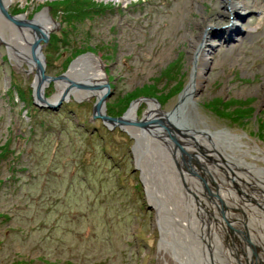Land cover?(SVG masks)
I'll return each mask as SVG.
<instances>
[{
    "label": "rangeland",
    "instance_id": "obj_1",
    "mask_svg": "<svg viewBox=\"0 0 264 264\" xmlns=\"http://www.w3.org/2000/svg\"><path fill=\"white\" fill-rule=\"evenodd\" d=\"M69 1L10 0L0 7V264H192L174 213L193 228L214 226V238L224 237L228 247L221 262L264 264V203L233 178V168H242L235 144L223 145L222 154L195 130L186 140L158 132L152 137L161 151L142 146L144 165L135 159L133 135L102 118L123 121L132 107L141 124L149 104L173 116L184 111L205 133L226 130L231 143L236 135L243 168L264 172V0ZM68 8L79 11L72 16ZM41 12L49 30L45 41L34 40L40 54L33 53L31 69L7 44L9 23L30 28ZM71 21L77 29L61 36ZM84 55L96 58L105 75L104 112L94 109L95 94H69L50 104L60 101L56 110L38 106L47 103L34 97L37 65L47 76L38 93L44 100ZM190 149L201 161V151L218 153V161L203 163L199 183L204 198L231 216L194 198L182 169L188 158L181 155ZM209 163H228L231 173ZM144 166L152 177L164 174L171 203L161 204V186L153 189Z\"/></svg>",
    "mask_w": 264,
    "mask_h": 264
},
{
    "label": "bare ground",
    "instance_id": "obj_2",
    "mask_svg": "<svg viewBox=\"0 0 264 264\" xmlns=\"http://www.w3.org/2000/svg\"><path fill=\"white\" fill-rule=\"evenodd\" d=\"M8 1L10 2V0H1L0 1V4H1L0 7H4V5L9 3ZM48 19L49 18L45 12H41L39 14H36L35 17L33 18V22H31L33 24L30 25L31 29L28 27H26V28L25 27L24 28L23 27H17L16 28L9 23V27L11 28V31H9V35H10L9 38L10 39H8L7 44L9 46V48L15 52L14 53L15 56L18 58L20 57L22 60L26 61L28 63V66L31 69L33 67L32 65L34 64L33 57H32L33 53L39 52V50H37V48L35 47L36 44L34 43V40L35 39L38 40L37 36H39V37L43 36L44 37L47 34V32L49 30V20ZM1 20H3V19H2V16L0 14V21ZM14 36L18 37V39H16ZM46 38L47 37H45L42 40L45 41ZM38 54H40V52ZM21 59H18V60H21ZM41 67H42L41 64L37 65L38 74H39L40 78L45 79V80H41L40 78L37 79V77H36L34 79V82L32 85L33 91L35 93L34 97L37 99V102H44V103H47L50 105L62 97H68L69 94H73V96H75L77 99L81 98L82 96L95 94L98 97V100H100V98H102L103 93L105 92V85H104L105 75L102 71V68H101L99 61L96 58L92 57L91 55H84V56L78 58L77 60H75L70 65L68 71L65 73V76L63 78L57 79L58 81L55 83L56 91L53 93V95L51 97H48V98L42 100L43 99L42 95H44L43 92L40 93V96L38 95V93L40 91V88L43 87L44 84L46 83V80H47L46 77L47 76L45 74H43L44 77L41 75L42 74L40 71ZM103 99H104V96H103L102 100ZM131 105H133V104H131ZM102 106L103 105H100V108H98V105H97V107H96V111L99 114H102V112H104L103 108H101ZM99 110H100V112H99ZM128 110H129V111H127L128 113H126L127 115L124 116V120L120 121V123H121L120 126L125 127L126 130H128L133 135V138L135 140V143L133 146V152L136 155L135 156L136 161H138L139 163H142V152H145V147L149 144L151 146L155 147L156 153L161 151L160 150L161 148L160 147L158 148L156 146L157 143H155V141L153 142L152 135L154 133L159 132L162 135H164V137H166V138H172V136L174 134L175 136H177L179 138L182 137V139L186 140L187 138H189L190 132H193L195 130V131H197L198 135H200L202 138L209 139L208 141H212V143H216L218 145L217 148H219L220 150H222V147L225 144H227L226 146H229V147H231V145L235 144V146L237 147L235 150H237V152H238L237 159L239 157V159H238L239 163L237 165L242 167V168L237 172L234 171L236 169L233 168V178L235 180L241 181L239 188H241L242 193H244V194H245V192H251L252 193V191H249L250 189H252L253 190L252 195L254 198L253 201H255V202L259 201L260 204L264 203V191L260 192V190H258L260 188H258V189L256 188V185L259 184L262 186V189L264 190V172H259L258 170H255L253 168H250V169L249 168L248 169L243 168L244 165H242V164L245 163V159L241 155L244 152H242L243 149L240 147V144H242V143L240 142V139L238 140V137L236 135L232 134L233 137H235V138H233V140H232L233 142L231 143V141L229 140L231 138L229 136L230 132H228L226 130L213 131L210 133H205V131H206L205 129L196 125L197 124L196 122H192L190 119H187L188 117L186 115H184V111L182 112V115L176 114L173 116V115H170V114L163 112L161 110H157L154 105L149 104L147 109L143 113V117L141 119L142 123L138 124L139 121H138V118L136 117L135 109L131 107ZM107 123H115V121H110V122L107 121ZM188 140L190 142H192V145L194 144L193 141L191 140V138ZM142 146H145V147L142 148ZM195 147H197V145ZM207 147L210 148V144H207ZM198 148L199 147H197L196 150H198ZM204 148L206 150V145L204 146ZM185 151L186 152H184L181 156L186 158V159L188 158V159L186 160L187 164L185 163L186 165L184 164L182 166V169H183V172H185V174L193 181V183L196 187L195 188L196 192H195L194 198L200 199L202 202L206 203L209 207H213L215 212H216L218 207H214L211 203L208 202V200H206L204 198L203 193H205L204 191H206V188L204 187L202 189V186L204 184H200L201 183L200 171H201V167H203L206 170V168H205L206 166H202V165H203V163L208 165V163H207L208 160L218 161V160H216L218 158V153H215V152H210V153L205 152L204 153V151H201L202 158L204 157L201 161L200 156H198L199 154L196 155V153L198 151L195 153L196 157H192L190 155L191 149L185 150ZM199 151H200V148H199ZM221 153L225 154V151L222 150ZM168 155H172V153L168 152ZM173 155L176 157L175 152H173ZM154 157L156 158V154ZM156 160H157V158H156ZM158 161L159 162H157V163H159L160 169L162 172L164 165L161 163H163L164 160L159 157ZM181 161H183V160H181ZM142 164L145 165V163H142ZM227 164L225 165L226 168H222L221 167L222 165L217 164V163H214L212 165H210V163H209V166H212L213 168H217L218 169L217 173L222 171V173L224 174L226 172V169H227V171L229 170V173H231V171H230L231 169H229V165H227ZM143 169H145V171L148 173L153 189L155 188V186H158V187L161 186V189H159V191H160L159 197L160 198L158 197L161 204L171 203V202H169L170 201L169 200L170 194L167 191V185L165 183L164 174L163 175L161 173L157 174V176H158V179H157L156 177H152L153 174L150 171H148V167L144 166ZM209 169L207 171H209ZM223 171H225V172H223ZM161 183H163V184H161ZM244 183H246L248 185H245ZM213 189L214 190L217 189V186L213 187ZM201 190H203V192ZM237 193H239V192H237ZM166 194L168 195V197L165 196ZM220 194H221V192H220ZM212 202H214V201H212ZM195 203H198V202L195 201ZM220 205H221V203L219 202V206ZM208 206H207V209L205 210L206 212L204 211L205 215L207 213H210V208H208ZM248 206H250V204ZM171 207L173 209H175L173 212H176L177 206H176V208L174 205ZM178 207L181 209V207L179 205H178ZM223 207H225V206L222 204L221 207H219L218 209L220 210L221 213L224 214L225 217L229 216L230 215L229 211ZM199 210H202V209H199ZM211 214H212V217H214V214L213 213H211ZM175 215L176 214L174 213L173 219L171 217L170 218L172 219L174 224H176V221H178L176 224V228H177V230L178 229L182 230V231H179L180 236L182 235L181 239L187 241V245H188L187 247L190 250H193V253L191 252L192 258H190V256L188 255V258H189L188 261L192 260V261H189L190 263H192V264H228L224 261L221 262V260L223 259L222 255L225 254V253H223V251L225 250L224 248L228 249V247L225 246L226 245V241H225L226 239H224V237H222V239H219V240H217V238L216 239L214 238V236L216 234L215 230L212 228L214 226H208L209 224L207 225L206 222H203V224L198 223L197 227L193 228L192 226L187 225L186 222L181 221L182 219L176 217ZM209 216H210V214H209ZM201 217H202V214H201ZM179 223L182 224V225H180L182 228H180ZM193 229H194V232H193ZM195 233H198V234L200 233L201 235L204 234L205 239L202 240L201 243H199L196 240V238H198V237H197V234H195ZM162 234L164 235V238H167V239H168V237H171V235H172L170 229L169 230L165 229L164 233L162 232ZM187 236H189V237L186 239ZM176 240L177 239H175L174 241L179 245V243ZM253 244H254V247L256 249H258V244L255 242ZM180 246L181 245H179L177 247H180ZM214 246H216V248L212 249V247H214ZM177 249L182 250V248H177ZM189 249H188V251H189ZM216 250H218L220 252L217 253ZM215 256H216L215 260L212 259ZM176 257H178V255H176ZM178 258H180V257H178ZM252 262H254V261H252Z\"/></svg>",
    "mask_w": 264,
    "mask_h": 264
},
{
    "label": "water",
    "instance_id": "obj_3",
    "mask_svg": "<svg viewBox=\"0 0 264 264\" xmlns=\"http://www.w3.org/2000/svg\"><path fill=\"white\" fill-rule=\"evenodd\" d=\"M42 40V37H38V41H41ZM37 41V40H36ZM40 71H41V75L43 76V68L41 67L40 68ZM44 77V76H43ZM108 96V94L106 95L105 94V96H104V99L106 98ZM103 99V100H104ZM103 100H102V98H100V100H98V102H97V104L96 105H103ZM37 104V103H36ZM59 104H60V101H58L56 104H53V105H49V104H47V105H43V104H37L38 106H44V107H47L48 109H51V110H56L57 108H58V106H59ZM95 105V107H94V109H96V106ZM102 118L103 119H105V120H112V121H121L122 119L121 118H111V117H108V116H106V115H104V116H102Z\"/></svg>",
    "mask_w": 264,
    "mask_h": 264
},
{
    "label": "trees",
    "instance_id": "obj_4",
    "mask_svg": "<svg viewBox=\"0 0 264 264\" xmlns=\"http://www.w3.org/2000/svg\"><path fill=\"white\" fill-rule=\"evenodd\" d=\"M76 1V0H75ZM70 3L68 4L69 6H71V5H73L72 3L74 2V1H69ZM68 3V2H67ZM68 11H70V12H72L73 13V15L72 16H74V15H76L77 13H78V11L79 10H72V9H70V8H68ZM70 24H72V25H70L71 27H69V28H72L71 30L69 29H67V30H63V31H61V36H64L65 34H66V36H67V38H68V35L70 36V34H71V32H73V31H75L77 28L75 27V24H73V22L71 21V23ZM68 31H70V33H68ZM63 33H65V34H63ZM65 37V36H64ZM67 38H65V39H67ZM51 44H52V46H54V40H52L51 41V43H50V46H51Z\"/></svg>",
    "mask_w": 264,
    "mask_h": 264
}]
</instances>
